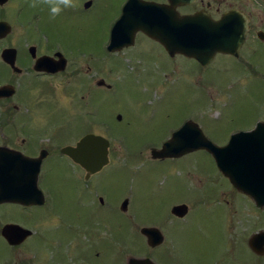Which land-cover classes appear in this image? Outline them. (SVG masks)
Segmentation results:
<instances>
[{
    "label": "rangeland",
    "instance_id": "rangeland-1",
    "mask_svg": "<svg viewBox=\"0 0 264 264\" xmlns=\"http://www.w3.org/2000/svg\"><path fill=\"white\" fill-rule=\"evenodd\" d=\"M123 1L104 0V20L81 15L76 4L71 11L77 45L93 49L106 40ZM229 5L254 13L256 24L264 28V4L229 0L222 9ZM27 10L39 12L46 29L54 20L61 21L60 15L51 19L46 5ZM28 11L25 15L31 16ZM66 14L70 16L69 10ZM139 41L141 47L143 40ZM143 46L148 62L126 65L132 63L128 61L110 73L119 56L106 58L105 80L113 87L103 93L94 90L97 99L104 94L98 103L104 125L85 120L84 114L93 109L86 108L81 95L73 99L74 143L89 131L103 135L110 141L112 165L98 177L96 187L87 190L74 165L47 161L48 174L41 187L53 193L56 208L26 209L24 216L16 206L0 209V264H127L130 257L150 258L156 264H264V258L248 245L253 233L264 230V209L230 186L211 156L198 151L180 160L151 159L152 148L161 146L188 115L202 120L209 138L221 146L231 130L255 127L264 120V78L243 74L228 57L202 70L190 59H171L149 41ZM121 57L133 59L132 52ZM52 110L57 111L51 117L56 122L70 114L60 104ZM101 191L113 202L105 206L96 202V193ZM125 191V196L134 191L132 213L139 225L168 217L173 202H188L190 214L177 221L176 229L172 223L166 227L168 233L176 231L162 250L149 248L140 232L133 231V222L117 213L116 200ZM49 199L47 206L52 205ZM7 224L29 227L38 237L21 248L10 247L1 235Z\"/></svg>",
    "mask_w": 264,
    "mask_h": 264
},
{
    "label": "flooded vegetation",
    "instance_id": "flooded-vegetation-1",
    "mask_svg": "<svg viewBox=\"0 0 264 264\" xmlns=\"http://www.w3.org/2000/svg\"><path fill=\"white\" fill-rule=\"evenodd\" d=\"M128 1L129 0H124L120 4L107 39L95 45L93 49L84 48L83 44L77 45L76 40H74L72 32V23L74 21L71 9H68L70 16H67V14L65 15V10L62 12L63 15H60L61 21L57 24L54 20L52 26L49 29H46L42 27L43 16L39 12L30 13L27 10L28 8L30 9L29 4L31 0H7L3 5H0V23H2L0 28V90H3L2 95H0V162L4 158L16 159V157L20 155L23 158L30 160L42 159L38 184L46 197V203L43 206L26 207L20 204L6 203L0 204V209L5 208L6 206H16L18 207L21 216H24L26 209L37 210L46 208L45 211H53L56 208L54 204L56 199L53 198V193L46 192L41 187L48 174L45 167L47 161L60 160L74 165L79 171L80 181L87 190H92L93 187H96L98 177L104 173L107 167L112 165L111 147L109 165L97 173H90L80 165L74 163L73 160L64 153V149L76 146L83 136L95 134L89 131L78 138L74 143V134L72 135V130L74 129L75 117L73 116V99L75 97L78 98L79 95H81L82 101L86 102V108L93 109L84 114L85 120L92 119V125L95 122H97L98 125H104L106 123L105 117L103 116L104 114L98 108V103L99 101H102L104 94L102 95V98L97 99L94 90L103 93V89L107 88L108 90H111L113 87L112 85H107L105 80L107 71L106 58L109 56H119L114 62H112L111 67H113V69L108 70L110 73H113L117 68L120 69L123 66L122 64L127 63L128 61H132V63L126 65H133L134 62L141 61L148 62L147 60L149 58L143 53V43L149 41L152 44L160 46L162 50H164L163 52L171 57V59L181 57L190 59L197 63L198 67L202 70L212 65L218 58L228 57L235 61L237 69L243 74L249 77L257 76V78H264L263 24L257 25L256 22L258 21V17L244 8L229 5L228 8L223 10L222 7H224L229 0H195L191 5L177 6L176 11L182 16L193 15L204 11L208 13L210 18L214 21L221 20L231 11L236 12V14L240 16L241 14H244L247 19L248 30L246 31L245 39L239 48L237 55L219 52L211 57L207 64H202L200 61L194 58H189L180 53L171 55L163 44L151 38L142 30L135 33L132 45L115 52L109 51L108 47L110 44L112 28L121 19L124 6ZM139 1L144 3L170 5L169 0ZM254 1L259 4H264V0ZM81 2V5L80 1L76 3L80 6L79 13L81 15L88 16V18H90V16L92 18L99 16L104 20L106 12L105 4H103L104 0H81ZM27 11L31 16L25 15ZM261 19L260 20L263 22L264 19ZM127 29L129 30V34L131 29ZM140 39L143 40L141 42V47L139 43ZM130 52H132L133 59L130 57H121L123 54H129ZM164 53L162 54L164 55ZM95 100L97 103H94ZM56 104H60L65 111L70 113L67 119L63 122H56L51 119V117L57 112L52 110V107ZM119 117H121V119H119ZM117 118L119 121L123 120L120 115H118ZM189 122L194 123V125H192L193 130H201L205 137L212 141L202 125V120L200 121L197 119L195 115H188L181 120L179 126L171 130L169 138L164 140L161 146L152 148V150H160V147L162 149L164 143L169 141L175 132ZM261 122H264V120H259L258 123ZM256 126L249 130H231L224 143L227 144L233 135L252 131ZM95 135L103 136L99 134ZM200 151H204L207 155L211 156L206 150ZM184 156L185 155L180 157L155 159L153 158L151 151L152 160L174 161V159L180 160ZM211 158L213 157L211 156ZM223 177L228 181L230 186L236 189L225 176ZM236 191L238 190L236 189ZM127 192L125 191L116 200L117 213L133 222V231L136 234H139L140 232L141 236L146 239V243L147 237L142 234L141 230L143 228H155L159 230L164 237L163 243L155 248L150 247L148 243L147 245L152 250H162L167 241L172 239L170 235H175L173 232L176 231L174 230L168 233L166 232V227L172 223L176 229L177 221H183L185 217L190 214V208L187 204L188 202H173L169 209L170 213L168 217H164L162 221L147 222L139 225L134 221L137 220L135 212L132 213V210L134 211L132 206L134 201V191H130V194L128 193V195L125 196ZM239 193L241 194V192ZM50 197L52 198V205L47 206ZM91 197H93V195ZM95 200L102 206H105L107 201L113 202L111 196L104 191L97 192ZM126 200L129 201L128 206L127 209L123 211L122 205ZM92 203L96 206L94 201ZM182 205L188 207L187 215L179 217L173 214V209ZM129 209L131 210V214ZM138 226L140 231H138ZM25 228L30 229L29 227ZM261 231L264 230L258 232ZM254 234L255 233L252 235ZM35 237H38L37 233L28 238L27 241L17 248L23 247L28 241ZM68 239L71 242L72 238ZM4 241L6 242V240ZM256 256L264 258V256Z\"/></svg>",
    "mask_w": 264,
    "mask_h": 264
},
{
    "label": "water",
    "instance_id": "water-1",
    "mask_svg": "<svg viewBox=\"0 0 264 264\" xmlns=\"http://www.w3.org/2000/svg\"><path fill=\"white\" fill-rule=\"evenodd\" d=\"M6 1L0 0V5ZM193 2L195 0H169L170 5H161L129 0L121 19L111 31L109 51L115 52L132 45L135 33L142 30L163 44L171 55L180 53L202 64H207L219 52L237 55L248 30L244 14L240 16L231 11L221 20L214 21L204 11L185 16L176 11L177 6ZM127 28L131 29L129 34ZM192 125L194 123L189 122L175 132L161 150L153 149V158L180 157L206 150L234 187L251 197L258 208H264V123H258L252 132L233 135L224 147L215 145L201 130H193ZM109 149V140L88 134L76 146L64 149V153L90 173H97L108 166ZM41 163L42 159L30 160L21 155L16 159L4 158L0 162V204L44 205L45 197L38 186ZM128 202L123 203V211L127 209ZM187 212L186 205L173 209V214L179 217L186 216ZM141 232L152 248L164 241L161 232L155 228H144ZM2 235L9 245L19 246L33 232L16 224H8L3 227ZM248 244L254 253L264 256V231L254 234ZM127 264L155 263L148 258L130 257Z\"/></svg>",
    "mask_w": 264,
    "mask_h": 264
},
{
    "label": "clouds",
    "instance_id": "clouds-1",
    "mask_svg": "<svg viewBox=\"0 0 264 264\" xmlns=\"http://www.w3.org/2000/svg\"><path fill=\"white\" fill-rule=\"evenodd\" d=\"M46 5L49 9L51 19H55L62 12L76 7V0H31L29 7L38 8Z\"/></svg>",
    "mask_w": 264,
    "mask_h": 264
}]
</instances>
